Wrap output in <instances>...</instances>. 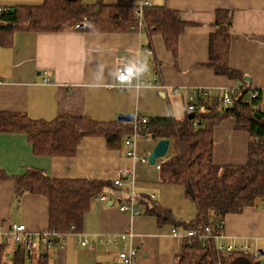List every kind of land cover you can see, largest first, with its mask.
Returning <instances> with one entry per match:
<instances>
[{
    "label": "crops",
    "instance_id": "1",
    "mask_svg": "<svg viewBox=\"0 0 264 264\" xmlns=\"http://www.w3.org/2000/svg\"><path fill=\"white\" fill-rule=\"evenodd\" d=\"M43 1L0 0V9L36 6ZM145 1L151 7L165 6L177 12L186 23L176 54L167 49L162 35L148 31L144 18L137 19V31L126 33L75 30L74 26L59 32H16L11 43L5 44L0 38V112L48 122L66 115L112 123L118 121L119 115L130 114L135 119L184 121L191 89L220 92L243 86L240 79L217 75L207 65L218 11L232 14L229 66L249 83L248 96L252 90L261 93L260 108L264 111V0H103L105 5L131 7L133 11ZM96 2L84 0L88 5ZM145 48L153 54L146 56ZM141 61L151 68L146 83L119 92L115 88L117 68L137 66ZM46 79L50 81L45 82ZM131 141H135V146L129 145ZM214 141L215 164L247 162L250 136L235 128L234 119H226L215 128ZM157 143L152 137L133 136L125 139L120 149H111L104 137H86L73 156L45 157L33 153L25 134L0 132V176L10 177L0 178V244L7 246L6 261L12 264L15 255L23 253L14 243L2 240L12 225H25L32 234L50 231L47 198L33 194L17 197L11 178L39 169L55 179L110 183L102 193L108 200L93 199L78 234L92 240L129 233L130 242L141 252L140 264H176L185 232L170 224L159 226L156 217L140 214L144 209H139L132 197V193L134 197L150 196L177 220L190 222L197 217L198 208L187 198L185 187L163 182L157 165L144 161ZM129 151H134L135 158L128 156ZM122 169H129L131 175L123 178L122 187H114ZM130 199L134 200L138 215L120 211V206ZM173 229L182 238L175 237ZM62 239V247L24 253V264H38L41 258L45 264L117 263L115 253L108 252L110 247H81L72 234ZM142 240L147 243L143 245ZM220 243L247 246L251 252L258 251L264 262V201L240 214L227 215ZM111 249L119 253L122 244L119 242Z\"/></svg>",
    "mask_w": 264,
    "mask_h": 264
},
{
    "label": "trees",
    "instance_id": "2",
    "mask_svg": "<svg viewBox=\"0 0 264 264\" xmlns=\"http://www.w3.org/2000/svg\"><path fill=\"white\" fill-rule=\"evenodd\" d=\"M0 12V38L11 43L16 32H59L87 19L86 31L126 33L139 29L133 8L105 5L97 0L93 5L84 0H44L41 5L17 6ZM144 23L153 34L163 36L168 50L177 53L178 42L186 23L180 15L165 6L146 7ZM143 20V19H142ZM216 31L210 39L208 66L217 75L240 79L242 87L233 97L229 109L222 110L206 103L204 111L192 120L176 121L171 118L151 117L143 124L139 119L125 123H99L88 117L59 116L53 121L31 120L26 115L0 112V132L23 133L37 156L57 157L76 154L86 137H104L111 149H120L124 140L133 136H154L153 140L168 139L174 154L160 159L161 179L165 183L185 187L186 196L198 208L195 220H177L170 210L150 196L137 195L134 200L143 210L140 214L154 216L159 226L173 225L185 233L212 228L213 234L222 233L224 219L240 214L245 208L258 206L264 201V111L260 93L251 104L246 102L249 83L228 63L231 48L232 14L218 11ZM8 41V42H7ZM260 115V118L258 117ZM235 120V128L249 133L247 162L244 165L220 166L214 163V130L226 119ZM201 120L198 126L194 120ZM1 172V171H0ZM2 173V172H1ZM0 178H10L2 174ZM15 194L41 195L49 203V230L64 236L81 232L84 218L94 198L111 185L90 179H55L44 171L30 169L25 174L11 177ZM131 200V199H130ZM6 248L0 244V264L6 261ZM38 264H45L41 258ZM12 264H24V253L16 254ZM176 264H264L260 258L236 251L230 256L220 255L213 242L206 243L200 235L184 237Z\"/></svg>",
    "mask_w": 264,
    "mask_h": 264
},
{
    "label": "built area",
    "instance_id": "3",
    "mask_svg": "<svg viewBox=\"0 0 264 264\" xmlns=\"http://www.w3.org/2000/svg\"><path fill=\"white\" fill-rule=\"evenodd\" d=\"M151 7V5L148 2H141L137 7L134 9L135 17L139 20L143 19V11L144 8ZM3 10L0 9V12ZM87 19H84L74 25L75 30H86L87 28ZM144 54L146 56H151L153 54V51L149 48H145L143 50ZM151 73V68L145 61H141L137 66H120L117 68L116 73V84L115 88L119 92H124L127 88L132 86H141L146 83V76H148ZM49 79H46L45 82H49ZM238 89H227L220 92H214L211 89L206 88H193L189 91V96L187 100V113L194 114V118L197 116L198 113L204 111L205 104L206 103H213L214 105H217L220 107V109L225 110L229 109L233 104V97L237 93ZM174 93H177V90H174ZM260 95V92L258 90H252L250 95L247 97L246 102L248 104H251L254 99H257ZM260 108L259 105L254 106V110L258 111ZM139 121L143 124L147 123L146 118H141ZM201 120H194L193 125L198 126ZM130 146H135V141L129 142ZM128 156L135 158L134 151H129ZM145 162H148V159L144 160ZM158 160L156 162L157 169L161 170V166L163 161L159 162ZM121 177L114 181L113 185L114 187H122L123 186V178L124 177H130L131 171L129 169H122L120 171ZM135 196V193H132V197ZM98 201H106L108 200L107 195L101 194L96 197ZM120 211L123 213L132 212L135 215H138V212L135 207L134 200L124 202L120 206ZM224 223L220 224L219 228L223 227ZM172 234L175 237H181L179 232L176 229L172 230ZM75 242L80 245L81 247H88L91 244L100 245V246H106V247H112L117 245L119 242L122 244V250L119 252V258L121 260V264H140L141 260V252L140 250L133 245L132 242H130L129 233H125L120 235L119 237H103L98 236L95 239L90 240L86 235L78 234V233H72ZM200 235L202 239L206 241V243L213 242L215 245V248L217 252L220 255L223 256H230L236 251H242L243 253L247 255H253L255 258H260V253L258 251L251 252L250 248L247 246H236V245H229L224 246L220 243L221 239V233L220 234H213L212 228L210 226H206L201 230H190L185 233L184 237H197ZM183 237V238H184ZM2 240L4 242H10L14 243L17 247V249L23 253H31L34 250L46 249V250H52L55 247H62V236H59V234L55 232H47L42 234H32L29 233L25 227V225H17L14 224L11 226L10 230L2 235ZM146 240H142V244H146Z\"/></svg>",
    "mask_w": 264,
    "mask_h": 264
},
{
    "label": "water",
    "instance_id": "4",
    "mask_svg": "<svg viewBox=\"0 0 264 264\" xmlns=\"http://www.w3.org/2000/svg\"><path fill=\"white\" fill-rule=\"evenodd\" d=\"M12 11H14V9H12ZM246 80L249 81L250 79L246 78ZM188 117L190 120H192L194 118V114H189ZM258 117L260 118V115H258ZM134 120H135V115L133 114L119 115L118 117V121L125 122V123L133 122ZM152 139H154V136H152ZM170 145H171V142L168 139H163V140L158 141L154 150L148 157L149 164L154 166L156 165V162L158 160L164 159L169 152ZM114 264H117V263H114Z\"/></svg>",
    "mask_w": 264,
    "mask_h": 264
},
{
    "label": "rangeland",
    "instance_id": "5",
    "mask_svg": "<svg viewBox=\"0 0 264 264\" xmlns=\"http://www.w3.org/2000/svg\"><path fill=\"white\" fill-rule=\"evenodd\" d=\"M139 141V140H138ZM142 141V139H140V141L139 142H141ZM174 154V150H173V144L171 145V148H170V151L168 152V154H167V156L165 157V158H170L172 155ZM113 247H115V246H113ZM110 250H108V252H111L112 254H114L115 253V262H117L118 264H121L122 262H121V260H120V258H119V253H116V250H112L111 249V247L109 248ZM117 252H119V251H117ZM106 254H107V252H106Z\"/></svg>",
    "mask_w": 264,
    "mask_h": 264
}]
</instances>
